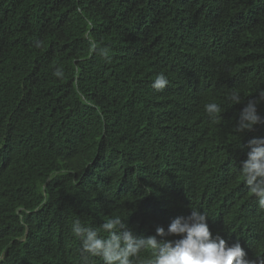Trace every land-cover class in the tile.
I'll list each match as a JSON object with an SVG mask.
<instances>
[{
	"label": "trees",
	"instance_id": "trees-1",
	"mask_svg": "<svg viewBox=\"0 0 264 264\" xmlns=\"http://www.w3.org/2000/svg\"><path fill=\"white\" fill-rule=\"evenodd\" d=\"M260 87L264 0H0V264H85L75 220L147 236L192 208L264 255L239 172L264 123L232 131Z\"/></svg>",
	"mask_w": 264,
	"mask_h": 264
},
{
	"label": "clouds",
	"instance_id": "clouds-1",
	"mask_svg": "<svg viewBox=\"0 0 264 264\" xmlns=\"http://www.w3.org/2000/svg\"><path fill=\"white\" fill-rule=\"evenodd\" d=\"M168 83V78L159 74L152 87L162 90ZM256 93L255 99H248L244 104L232 126L233 133L239 138L244 132L264 123V117L258 111V105L264 102V87L258 88ZM226 99L231 106L243 103L245 97L231 92ZM204 107L212 121L222 120L219 104L208 103ZM248 149L239 172L256 198L258 207L264 210V136L250 139ZM208 217L204 211L192 208L190 215L177 216L167 228L158 225L154 234L147 236L138 235L127 223L128 217L120 215L106 219L99 228L77 219L71 231L81 243L85 264L89 258H99L102 264H137L140 254L146 250L151 253L148 264H264V255L249 259L239 241L229 244L219 233L214 235L209 228Z\"/></svg>",
	"mask_w": 264,
	"mask_h": 264
}]
</instances>
